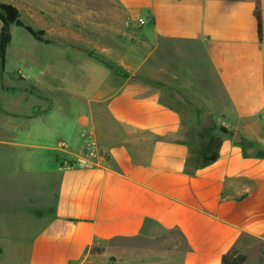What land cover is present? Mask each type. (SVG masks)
I'll return each instance as SVG.
<instances>
[{
    "label": "crops",
    "instance_id": "obj_1",
    "mask_svg": "<svg viewBox=\"0 0 264 264\" xmlns=\"http://www.w3.org/2000/svg\"><path fill=\"white\" fill-rule=\"evenodd\" d=\"M0 3L42 29L37 0ZM113 3L115 37L86 43L113 69L73 32L10 28L5 66L25 71L0 85V264H264V0ZM210 114L227 132L205 164L190 133ZM85 133L96 158L74 166Z\"/></svg>",
    "mask_w": 264,
    "mask_h": 264
},
{
    "label": "rangeland",
    "instance_id": "obj_2",
    "mask_svg": "<svg viewBox=\"0 0 264 264\" xmlns=\"http://www.w3.org/2000/svg\"><path fill=\"white\" fill-rule=\"evenodd\" d=\"M32 2V0H30ZM109 5V8L114 6L113 0H37V7L35 9L36 16L32 17L34 22L42 27V31L45 32V35L42 37L43 41L48 40L50 42H54L56 39L55 32H58L68 36L69 33H75V36L78 39H81V43L76 45V51L80 52H94L98 54L96 50H89V45L86 43L99 42L101 38H109L112 39L115 35L109 31L101 30L99 23L101 22V12L106 9V6ZM70 25L76 26L75 30L69 29ZM21 33H25L22 30H19ZM40 31V30H38ZM58 40V39H57ZM10 58L9 63L5 66L1 79L0 85L8 87V72H12L14 70L21 69L25 71V64L21 65L19 59ZM112 69L116 66L115 63L110 61ZM28 75H31L29 69L26 71ZM57 96L63 98L65 95H60L58 93ZM2 102H4V98L0 96ZM198 127V126H197ZM220 133L217 127L206 130L204 132V136L199 137H210L212 134L218 135ZM85 153V150H84ZM75 164L74 158L68 159ZM7 165V168L5 166ZM6 165H0V171L8 170V163ZM4 174V172H2ZM1 174L2 176H4ZM0 175V176H1ZM3 178V177H2ZM1 179V178H0ZM3 183L2 181L0 184ZM239 255V254H238Z\"/></svg>",
    "mask_w": 264,
    "mask_h": 264
},
{
    "label": "trees",
    "instance_id": "obj_3",
    "mask_svg": "<svg viewBox=\"0 0 264 264\" xmlns=\"http://www.w3.org/2000/svg\"><path fill=\"white\" fill-rule=\"evenodd\" d=\"M256 18L258 22V32L259 36L262 35V19L259 9L256 11ZM0 21L2 22V29L0 34V61L1 66L4 68L6 62V51L8 46L11 43V31L10 28L12 25H17L24 28L31 36H33L38 41H43V36L45 32L40 30L36 31L31 26L24 24L20 19L19 10L10 4L0 3ZM90 57L100 61L104 65L108 66L109 69H112L111 63L109 60L105 59L102 55L95 54L94 52H89ZM195 131L190 133V137H197L198 140H205L206 146L204 150L203 160L205 164H211L217 161L220 157V148L222 145V136L227 131L221 130L218 135L212 134L210 137H199L204 136L206 131L203 129V124L194 127ZM95 251V249H94ZM246 261L244 255H238L237 252L232 251L229 254L225 255L222 260V264H243Z\"/></svg>",
    "mask_w": 264,
    "mask_h": 264
},
{
    "label": "built area",
    "instance_id": "obj_4",
    "mask_svg": "<svg viewBox=\"0 0 264 264\" xmlns=\"http://www.w3.org/2000/svg\"><path fill=\"white\" fill-rule=\"evenodd\" d=\"M83 137H84V143H85L84 145L85 153H83L81 156H77V158L74 157L75 164L80 165V166H85L86 164L89 163L88 160L96 158L95 141L88 133H85ZM71 165H68V166H71Z\"/></svg>",
    "mask_w": 264,
    "mask_h": 264
},
{
    "label": "water",
    "instance_id": "obj_5",
    "mask_svg": "<svg viewBox=\"0 0 264 264\" xmlns=\"http://www.w3.org/2000/svg\"><path fill=\"white\" fill-rule=\"evenodd\" d=\"M214 127H215L214 117H213L212 114H210V115L208 116V118L205 120L204 124H203V129H205V130H209V129H212V128H214ZM240 137H241L240 132H236V134H235V139H234V142H235L236 144H238V143L241 142Z\"/></svg>",
    "mask_w": 264,
    "mask_h": 264
}]
</instances>
